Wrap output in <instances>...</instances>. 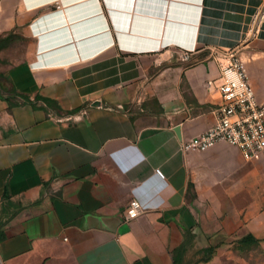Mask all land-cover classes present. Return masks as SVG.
<instances>
[{
	"label": "crops",
	"instance_id": "0c3cea01",
	"mask_svg": "<svg viewBox=\"0 0 264 264\" xmlns=\"http://www.w3.org/2000/svg\"><path fill=\"white\" fill-rule=\"evenodd\" d=\"M8 34L0 264H175L187 229L221 264L264 239L263 161L179 147L215 120L213 49L239 47L264 103V0H0Z\"/></svg>",
	"mask_w": 264,
	"mask_h": 264
},
{
	"label": "built area",
	"instance_id": "2783aa9c",
	"mask_svg": "<svg viewBox=\"0 0 264 264\" xmlns=\"http://www.w3.org/2000/svg\"><path fill=\"white\" fill-rule=\"evenodd\" d=\"M256 21V20H255ZM219 66L218 75L207 80L220 93L215 106V120L202 132L182 140V151L204 150L218 141L236 146L248 160L264 163V103L257 100L239 47L213 49ZM158 173L161 171L156 168ZM143 212L141 203L131 198L124 209V219L131 220Z\"/></svg>",
	"mask_w": 264,
	"mask_h": 264
},
{
	"label": "rangeland",
	"instance_id": "374dc122",
	"mask_svg": "<svg viewBox=\"0 0 264 264\" xmlns=\"http://www.w3.org/2000/svg\"><path fill=\"white\" fill-rule=\"evenodd\" d=\"M226 247L221 253L225 263L221 264H264V239L249 247H243L239 240L234 244L226 245ZM213 248L214 246L211 249H205L194 243L188 245L183 264L204 263L203 259L211 257Z\"/></svg>",
	"mask_w": 264,
	"mask_h": 264
},
{
	"label": "trees",
	"instance_id": "16d2710c",
	"mask_svg": "<svg viewBox=\"0 0 264 264\" xmlns=\"http://www.w3.org/2000/svg\"><path fill=\"white\" fill-rule=\"evenodd\" d=\"M14 37V34H8L6 37L0 38V48L4 46L7 42H9ZM3 73H0V76H2ZM47 104L55 105V102L51 99H44ZM7 198L6 192L3 194V200ZM0 224H2V220H0ZM192 238V233L190 229L186 230L185 233V239L175 248L173 260L175 264H183L184 261V255L187 250L188 245H190V239ZM259 242V239L253 236L252 234H247L239 239V243L242 244L243 247H249L251 244H257ZM205 249L212 248V245H208L204 247ZM210 257H207L203 259L204 261H207Z\"/></svg>",
	"mask_w": 264,
	"mask_h": 264
},
{
	"label": "water",
	"instance_id": "95a60500",
	"mask_svg": "<svg viewBox=\"0 0 264 264\" xmlns=\"http://www.w3.org/2000/svg\"><path fill=\"white\" fill-rule=\"evenodd\" d=\"M174 130L176 131L177 134H179V126H178V125H176V126L174 127Z\"/></svg>",
	"mask_w": 264,
	"mask_h": 264
},
{
	"label": "bare ground",
	"instance_id": "6f19581e",
	"mask_svg": "<svg viewBox=\"0 0 264 264\" xmlns=\"http://www.w3.org/2000/svg\"><path fill=\"white\" fill-rule=\"evenodd\" d=\"M158 168V167H157ZM160 170V168H158ZM156 170V169H155ZM161 171V170H160Z\"/></svg>",
	"mask_w": 264,
	"mask_h": 264
}]
</instances>
